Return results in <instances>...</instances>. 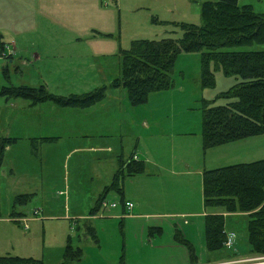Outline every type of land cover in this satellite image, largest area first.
<instances>
[{
	"label": "rangeland",
	"instance_id": "rangeland-1",
	"mask_svg": "<svg viewBox=\"0 0 264 264\" xmlns=\"http://www.w3.org/2000/svg\"><path fill=\"white\" fill-rule=\"evenodd\" d=\"M96 1L91 4L90 0H41V7L31 6L29 16L24 21L18 23L17 27L7 29L14 40L23 42L21 48L24 56L20 60L13 58V66L9 68L7 75L3 74L0 63V87L44 86L50 94L63 97L88 93L102 87L108 88L112 81L119 77L120 53L130 48L131 41L179 39L180 29L170 26L169 23L200 25L202 22L200 12L202 0H98L95 5ZM256 7L257 10L264 12L263 6ZM236 50H264V44L236 47ZM199 56V53L178 55L172 75L174 89L152 94L145 105L132 106L128 103L129 105L125 107L123 114L131 115V118L127 117V124H134L133 121L137 120L136 125L141 126V119L149 114L151 119H155L153 123L160 135L157 141L146 142L149 150H168V134L162 135L157 129H166L169 132V129L177 128L175 124L181 119L193 125V130H198L203 101L214 99L218 93L235 83L233 78H225L219 71L214 73V86L203 87ZM25 58L26 61H23ZM124 93V100L127 102L125 89ZM170 103L176 105L175 111L158 110L160 105ZM27 105L29 102L24 100L0 98V135L6 136V132L9 131L11 137L14 135L31 137L35 134L44 137V130L52 134H58L63 130L71 132L64 126L51 128L45 124L40 127L38 121L40 114L45 115L46 111L54 109L53 113L57 111V116L63 118V124L72 125L70 121L74 119L72 110L75 108H60L52 103H43L31 108H26ZM186 107L191 110L186 111ZM13 118L14 123L11 124ZM196 121L197 124L194 125ZM123 125L124 119L121 122L122 128ZM149 125L152 126V123ZM39 132H42V135ZM175 139L176 147L181 148V138ZM64 140L53 144L44 142L36 144L37 155L29 142H22L10 148L15 155L12 157L6 155V163L0 172V255L39 259L42 264H62L69 238L73 247H79L82 251L80 261L72 264H190L187 249L175 239L176 234L182 237L183 230L185 239L197 247L196 251L195 245L189 242L196 256L194 264H198V259L199 264L209 263L208 253L204 247V225L201 223L199 228L193 220L180 221L177 217L173 222L159 221L158 224H162L163 236H155L149 241L145 230L142 232L137 226L129 223L121 227L119 218L109 217L113 213H110L111 209H107L100 212L101 215L104 213L103 218L98 217L89 222L95 229L96 240L85 232L81 222L80 230L72 218L65 217L68 215L67 206L61 202L77 201L75 207L80 208L78 210H81V216L86 215L91 204L89 202V205H86L85 212L86 201H91L95 195L102 192L104 180L94 185L92 189H81L78 192L80 200L72 198L67 200L65 196H59L54 187H57L55 184L58 175L61 174L62 177L64 175L62 153L68 144ZM187 141L189 143L191 140ZM73 144L75 143L72 142L71 146ZM252 150L261 151V155H255L252 160L264 156V136L230 145L216 152L218 154L216 156L222 164L249 163L251 158L248 156L253 154L249 151ZM26 151L33 152L29 154L31 158L22 162L28 169L20 165L22 168H18L17 171L35 168L36 172L37 166H42L43 180H38L39 176H30L22 180L17 179L19 184L12 186L8 177L9 159L18 157L22 161V157H27L24 155ZM39 154L41 157L36 159ZM211 157L209 155L208 161ZM81 162L73 161L76 165ZM44 172L50 174L43 176ZM46 180L53 182L46 183ZM49 187L52 189L48 190ZM191 190V194L195 196V188ZM25 192L35 195L25 207L18 208V211H26L25 217L28 221L24 222V217L15 219L20 222L18 226L10 220L9 214L13 198ZM95 199L97 197L91 201L92 205ZM106 201H117V196L111 193ZM197 206L200 207V204ZM70 208L72 210L73 202L70 203ZM35 210H39L38 215H34ZM185 221L188 223L184 225ZM244 226L245 219H226L225 229L234 227L241 235V239L245 240ZM187 229H190L191 233ZM172 242L176 245L168 247L167 245H172ZM199 243L202 244L201 248ZM246 246L245 244L243 247ZM246 255L229 261H232V264H241L240 259L264 258L255 254ZM259 263L264 264V260Z\"/></svg>",
	"mask_w": 264,
	"mask_h": 264
},
{
	"label": "trees",
	"instance_id": "trees-1",
	"mask_svg": "<svg viewBox=\"0 0 264 264\" xmlns=\"http://www.w3.org/2000/svg\"><path fill=\"white\" fill-rule=\"evenodd\" d=\"M201 24L169 23L179 28V39H137L120 53L119 77L108 88L88 93L56 96L44 86L0 87V98L24 100L30 107L52 103L60 108L86 109L102 102L109 89L123 88L132 106L144 105L152 93L174 86L172 79L175 61L181 53H199L202 86H214V73L221 72L235 83L202 105V152L225 147L264 134V50H236V47L264 44V14L256 13L251 5L239 0H215L200 4ZM5 47L0 36V55ZM11 56L9 57V59ZM9 71L3 70L7 75ZM52 138H36V144L51 142ZM18 141L0 136V170L4 165L6 148ZM145 172L143 161L132 157H117V170L110 184L98 195L89 215L104 211L101 207L109 194L117 196V206L125 212L123 180ZM205 246L208 253H220L227 239L224 214H246V238L249 252L264 256V159L204 170L202 176ZM32 195L13 198L10 217L21 218ZM85 232L96 240L95 229L83 222ZM121 225V220L119 221ZM81 229V228H80ZM155 229H150V233ZM160 232V230H157ZM188 251L191 264L196 262L193 246L175 235ZM68 238L62 264L79 262L82 251L73 247ZM229 256V255H228ZM0 264H42L41 260L0 255Z\"/></svg>",
	"mask_w": 264,
	"mask_h": 264
},
{
	"label": "crops",
	"instance_id": "crops-1",
	"mask_svg": "<svg viewBox=\"0 0 264 264\" xmlns=\"http://www.w3.org/2000/svg\"><path fill=\"white\" fill-rule=\"evenodd\" d=\"M97 1L95 2V5ZM206 1L215 0H202L201 2ZM90 2L91 4H93L94 0H90ZM42 4L41 0H38V2L37 0H0V25H3L2 27H0V36L2 43L5 44V47L0 55L2 71L4 69H7L8 71L10 70L9 68L13 66V58H17L18 60H20V58L24 56V51L21 48V43L23 42L21 40L18 41L17 39L14 40L8 33L7 29L9 27H17L18 23L24 21V19L29 16L31 6H33V8L37 6L41 7ZM239 4L251 5L256 13L264 14L263 11L257 10L256 7H264V0H239ZM1 56H3V58H1ZM10 56L11 58L9 59ZM22 60L26 61V58ZM174 88L175 86H173L171 89ZM109 90L107 91L106 97L102 102L86 109H73L72 111L74 112V119L70 121L72 125H69L67 123L63 124V118L57 116V111L53 113L54 109H49V111L45 110V115L40 114L38 121L40 123V127L45 124H47V126L51 128L64 126L65 128H69L71 132L63 130L58 134H52L48 130H44V137L38 136L39 134H35L31 137H21L15 135L11 137L10 132L7 131L5 137L16 138L18 139V141L12 146L6 148L4 164L6 163V155H10L11 157L15 155L14 151L10 148H14L15 146L19 145V143L29 142L31 139L36 138H52L54 139L53 141L44 143L53 144L57 141L65 139L64 142L68 144L66 145L67 148L62 153V167L64 175L63 177L61 174L58 175L55 184L57 187H54V189L58 192L59 196H65L67 200H70L71 198L74 200H80L81 196H79L78 192L81 189H92L94 185L103 180L104 188L110 184L111 178L117 170V157H121L124 159H129L130 157H132L135 161H143L145 164V172L143 174L136 175L131 178H126L122 182L125 202L131 203L133 206L131 209L125 208V212L123 213L119 206H116L115 208H107L111 209V214L113 213L109 217L119 218V220H121L122 222L121 227H123V225L125 227L129 223L137 226L142 232H144L145 230L146 234H148L147 236L149 237V241H152L155 236H163L162 224H158L159 221L169 220L170 222H173L178 217L180 218V221L193 220L199 225L200 228L201 223H203L204 225V217L206 215V210L203 206L202 194L203 172L204 170L230 165L220 163L218 160V156H216L218 155L216 152H220L230 145L210 149L203 153L201 141V117V122L199 125L200 128L198 130H193V125H190L187 121L182 119L178 124H175L177 128L173 130L169 129V132L166 129H157L161 132L162 135L163 133L168 134V150L151 151L147 148L146 142L157 141V138L160 135V133L156 131V127L153 123L155 119H151L149 117L151 114H149L145 115V118L141 119V126L136 125L137 120L133 121L134 124H127V117L129 116L131 118V115L128 113L123 114L125 107L129 105V102H125L124 100V89L117 88ZM152 94L154 95L156 93ZM152 94H150V96ZM148 102L149 101H147V103ZM175 106L176 105L172 103L163 104L158 107V110L169 109L171 111H175ZM26 108L31 107L27 105ZM185 110L189 111L191 109L186 107ZM124 116L125 118H123ZM122 119H124L123 128L121 127ZM13 123L14 118L11 124ZM150 123H152V126L149 125ZM195 123L197 124V121L194 122V125ZM15 131L17 130L15 129ZM41 133L40 135H42ZM47 135H50L52 137H48ZM181 136L189 138L183 139V137ZM175 138H181V148L176 147L177 141ZM187 140L191 141H189L188 143ZM124 141L127 142H125L126 146L124 144ZM244 141H248V139ZM72 142H74L75 144L71 146ZM29 145L32 146V144ZM33 152L35 153V155L38 154V152L34 150ZM33 152L26 151L24 155L27 157H22V161L18 157L9 159L8 177H10L11 179L9 182L12 186H16L17 184H19L17 179L22 180L23 178H29L30 176H39L40 178H38V180H43L41 179V175L44 171V168L42 166H37L36 172H34L35 168L24 170L25 172L17 171L19 170L18 168H22L20 165L23 166L22 162L25 161V159L31 158L30 155ZM249 153H253L248 156L251 158V162L256 161L252 160L254 159L253 157L255 155H261V151L256 150L249 151ZM208 154L212 156L210 161H208ZM40 157L41 155L39 154V156L35 158L38 159ZM255 159L261 160L264 159V156H260V158ZM74 160H76L77 163L79 162V160L82 162L79 165H76L73 163ZM24 169H28V166L24 167ZM48 174L50 173L44 172L43 176ZM51 182L53 181L46 180V183ZM52 187H49L48 190H51ZM191 188H195V196L191 194ZM24 194L27 193L25 192ZM27 195L33 196L35 194L28 193ZM98 195H95V197H98ZM94 198H92L91 201ZM91 201H86L84 206L85 212L87 211L86 205H89V202L91 203L89 211L93 208ZM71 202H73L72 210L70 208ZM112 202L116 204L118 203L117 201ZM61 204H65L67 206L66 212L68 215H66L65 217L72 218L71 220L78 227L80 222L84 226L83 222L85 221L89 223L91 220H95L98 217L103 218L102 216L104 213L101 215V211L98 214L92 216L89 215L88 211L86 215L83 214L84 216H81V210H78L80 208L75 207L77 201H63L61 202ZM197 204H200V207H198ZM36 211L39 212V210ZM53 211L55 212V210ZM23 212L24 216H22L21 218L24 217V222H28L26 221L27 217H25L26 211L23 210ZM74 213L76 214L74 215ZM224 217L225 219L231 218L232 220L245 219V231L247 223L246 214H224ZM9 218L18 226L20 225V222L15 220L19 218H12L10 217V214ZM186 223L188 222L185 221L184 225ZM193 227L194 226H192V228ZM150 229L155 230L150 233ZM158 229L160 230V232L157 231ZM25 230L27 229L25 228ZM187 230L189 233H191L190 229ZM225 231L226 235H233V242L230 249H224V251H221L220 253L207 252L209 262L208 264H227L232 262L229 260L244 256V254H247L246 256L251 254L249 252L250 249L246 241L244 240V238L241 239V235H239L234 227H231L228 230L225 229ZM181 233L182 237L185 239L183 230ZM185 240L190 242V240L188 239ZM190 243L193 246L195 245L193 244V242ZM245 244L247 245L246 248L243 247L245 246ZM174 245L176 244L172 242V245L167 246L172 247ZM199 246L201 248L202 244L199 243ZM159 247L160 246H157V248ZM204 247L206 248L205 241ZM194 248H196L197 251L196 245L194 246Z\"/></svg>",
	"mask_w": 264,
	"mask_h": 264
},
{
	"label": "built area",
	"instance_id": "built-area-1",
	"mask_svg": "<svg viewBox=\"0 0 264 264\" xmlns=\"http://www.w3.org/2000/svg\"><path fill=\"white\" fill-rule=\"evenodd\" d=\"M116 206L117 204L113 202L102 201L101 203L102 209L115 208ZM125 206H126V209H131L133 205L127 202L125 203ZM38 213H39L38 211L36 210L34 211V215H38ZM232 242H233V235L232 234L227 235V239L225 241L224 247L226 249H230ZM262 260H264V258L262 259L261 258L260 259H241L240 261H241V264H263V263H259V261H262ZM227 264H232V263H227Z\"/></svg>",
	"mask_w": 264,
	"mask_h": 264
}]
</instances>
